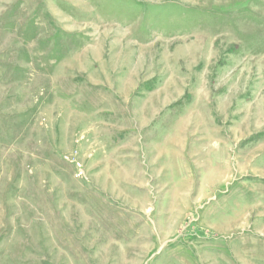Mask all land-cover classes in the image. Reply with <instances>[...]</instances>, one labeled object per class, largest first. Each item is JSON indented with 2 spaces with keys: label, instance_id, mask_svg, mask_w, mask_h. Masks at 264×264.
<instances>
[{
  "label": "rangeland",
  "instance_id": "obj_1",
  "mask_svg": "<svg viewBox=\"0 0 264 264\" xmlns=\"http://www.w3.org/2000/svg\"><path fill=\"white\" fill-rule=\"evenodd\" d=\"M0 264H264V0H0Z\"/></svg>",
  "mask_w": 264,
  "mask_h": 264
}]
</instances>
